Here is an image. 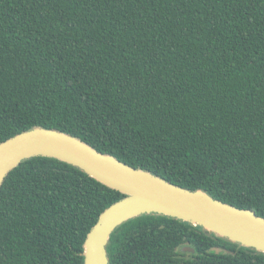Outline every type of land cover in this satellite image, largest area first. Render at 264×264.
<instances>
[{
  "label": "trees",
  "instance_id": "1",
  "mask_svg": "<svg viewBox=\"0 0 264 264\" xmlns=\"http://www.w3.org/2000/svg\"><path fill=\"white\" fill-rule=\"evenodd\" d=\"M35 127L264 217V0H0V143ZM125 196L59 158L24 160L0 186V264H84ZM106 248L110 264H264L155 213Z\"/></svg>",
  "mask_w": 264,
  "mask_h": 264
},
{
  "label": "water",
  "instance_id": "2",
  "mask_svg": "<svg viewBox=\"0 0 264 264\" xmlns=\"http://www.w3.org/2000/svg\"><path fill=\"white\" fill-rule=\"evenodd\" d=\"M35 156L64 160L126 195L109 206L89 232L84 244V264H110L106 247L112 232L129 219L152 213L200 225L264 252V217L254 210L225 203L201 189L193 191L175 185L57 129L35 127L0 143V186L14 168ZM183 250L195 252L190 246Z\"/></svg>",
  "mask_w": 264,
  "mask_h": 264
},
{
  "label": "rangeland",
  "instance_id": "3",
  "mask_svg": "<svg viewBox=\"0 0 264 264\" xmlns=\"http://www.w3.org/2000/svg\"><path fill=\"white\" fill-rule=\"evenodd\" d=\"M185 252H190V251H185Z\"/></svg>",
  "mask_w": 264,
  "mask_h": 264
}]
</instances>
